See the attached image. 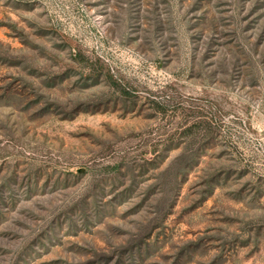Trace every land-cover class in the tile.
Returning <instances> with one entry per match:
<instances>
[{"label":"rangeland","instance_id":"1","mask_svg":"<svg viewBox=\"0 0 264 264\" xmlns=\"http://www.w3.org/2000/svg\"><path fill=\"white\" fill-rule=\"evenodd\" d=\"M0 264H264V0H0Z\"/></svg>","mask_w":264,"mask_h":264}]
</instances>
